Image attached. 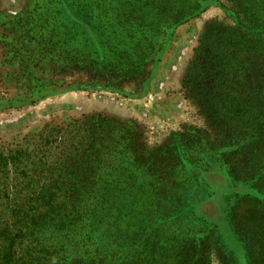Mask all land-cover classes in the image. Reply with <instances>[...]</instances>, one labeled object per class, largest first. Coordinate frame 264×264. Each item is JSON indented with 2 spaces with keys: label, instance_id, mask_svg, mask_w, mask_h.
Instances as JSON below:
<instances>
[{
  "label": "trees",
  "instance_id": "trees-1",
  "mask_svg": "<svg viewBox=\"0 0 264 264\" xmlns=\"http://www.w3.org/2000/svg\"><path fill=\"white\" fill-rule=\"evenodd\" d=\"M64 1L56 11V37L68 53L127 77L165 50L177 26L221 5L218 0ZM230 1L236 28L207 33L205 50H200L203 62L194 72L206 110L238 139L228 136L231 145L221 152L250 145L249 156L264 164L257 156L264 150V128L256 105L257 96L264 95V64L255 71L248 67L252 57L264 54V0ZM8 153H0V264H184L189 254L195 256V248L177 247L181 234L175 232L205 218L191 202L181 207L178 194L164 188L156 195L153 180L141 177L131 156L116 155L109 168L93 170L91 179L53 183L41 182L45 161L34 160L35 153L32 159L18 149ZM82 161L68 165L83 170ZM262 171L255 169V177ZM191 186L186 195L193 192ZM130 228L151 233L123 249L118 231ZM234 236L246 251V241ZM161 242L154 252L152 245Z\"/></svg>",
  "mask_w": 264,
  "mask_h": 264
},
{
  "label": "rangeland",
  "instance_id": "rangeland-1",
  "mask_svg": "<svg viewBox=\"0 0 264 264\" xmlns=\"http://www.w3.org/2000/svg\"><path fill=\"white\" fill-rule=\"evenodd\" d=\"M218 2L222 6H209L174 29L154 73L157 55L152 56L136 76L127 77L117 75L99 63L93 68L60 61V51L51 46L54 38L47 31L49 25L39 29L34 24L42 5L53 12L59 9L54 0H0V98H5L7 104L17 105L0 110V145L8 150L18 144L25 149L31 148L39 133L47 127L59 131L73 119H84L85 115L112 116L121 123L116 132L121 142L119 150L134 151L139 165L148 167L151 163L156 195L164 188L172 192L175 182L182 178L171 168L175 164L172 141L178 137L186 141L183 152L188 159L196 161L198 155L192 154L196 148L214 151L227 140L215 122L213 132L199 127L203 124V117L199 114L200 104H203L202 88L198 86V73L194 72L200 63L196 59L202 49L199 46L207 33L217 28H236L231 13L232 2ZM17 19L34 25V36L31 37L39 54H33L29 65L24 59L30 54L25 53L17 40L22 30L7 32L3 29L8 26V21ZM263 64L264 54L259 59L252 57L248 67L255 71ZM187 77L189 84L186 87L191 97L184 93L183 82ZM89 82H102L117 91L74 90L76 85ZM261 95L257 96L256 105L262 120L259 123L264 128V95ZM229 137L233 139V136ZM126 138H131V146L125 142ZM263 145L264 133L260 136L261 149ZM249 146L217 153L218 166L206 176L209 186L204 194L207 193V197L198 207V213L205 221L175 232L181 234L176 244L178 248H195V256L189 254V259H183L184 264L194 259L198 264H264V164L249 156L252 152ZM257 156L264 163V150ZM255 169L263 170L259 178L255 177ZM167 197V201H171L172 197ZM146 230H119V247L124 249L145 233H151L150 229ZM234 234L246 241V251L239 246ZM153 241H156L155 237ZM162 244L154 243L151 247L156 252Z\"/></svg>",
  "mask_w": 264,
  "mask_h": 264
},
{
  "label": "flooded vegetation",
  "instance_id": "flooded-vegetation-1",
  "mask_svg": "<svg viewBox=\"0 0 264 264\" xmlns=\"http://www.w3.org/2000/svg\"><path fill=\"white\" fill-rule=\"evenodd\" d=\"M54 1L56 3V6L58 5L59 7L66 4L64 0ZM41 7H43L44 9L45 5H42ZM43 9L39 13L38 18L34 20V24L37 25L39 29H41L46 24L49 25L50 29L47 27V31L54 38V42L51 44V46H53L56 50L60 51V61L64 64H72L77 67L92 66L94 68V65L90 64L88 59L82 60V58H79L77 55L68 53L69 49L67 48V46L61 43L60 40H58V38L56 37L58 23L56 19V10L53 12L48 8L44 10ZM33 26V24H29L26 22L22 23L20 19H17L8 21V26L3 27V29H7V32H17V30H22L17 40H19V44L21 48L25 50V53L30 54L31 58L28 56L26 57V59H24L27 65L32 62L33 54L36 52L35 45L33 44L34 38L31 37L34 36V34L32 33ZM23 30L26 31V34ZM39 34L41 35L42 32ZM56 43H58L59 45ZM202 45L203 44H201L199 48H202L200 50L204 51L205 48ZM164 51L161 54L157 55V57L155 58L156 60L153 73L157 69V66L161 61ZM64 53H66V55ZM199 53L200 55L196 59L201 63L203 62L202 53ZM36 54L38 55L39 52H36ZM187 80L188 77L186 78V81L183 82L185 85L184 93L186 96L189 97L190 93L187 91L186 87L189 84ZM145 84H147V81L145 82ZM79 89H95L105 90L109 92L117 91L116 88L109 85H104L102 84V82H89L87 84L76 85L74 87V90ZM38 97H40V95ZM32 100L34 101V99ZM5 101V98H0V110H2L6 106L15 105L7 104V102ZM202 101L203 104H200L199 114L203 117V124L199 127L201 129H204V131L212 130L213 132L215 131L213 122H215L216 124H218L221 131L224 133L223 135L225 136V138H227L225 143L214 151L211 149L207 151L204 148H196L195 152L192 151V154H196L198 155V157L196 158V161H191L185 156L183 152L184 143H186V141L184 142V140H181L179 137L176 138L174 142L172 141V144L174 145L175 164L171 165V168L173 167V171L178 172L182 176L180 180L175 182V185L173 187L174 194L179 195L177 201L179 203L181 202V207L186 208L187 202H191L196 208V210H198L200 204L204 202L207 197V193L204 194L206 192V189L208 190L209 186L208 181L206 180V176H208V174L212 172L214 167L218 166L216 161H219L218 154L223 153L221 152L222 148L231 145L228 141V136H230L231 132L224 126L222 122H220V119L216 120L212 118V116L209 114V112L206 110V107L204 106V100ZM16 106L17 105H15V107ZM84 117V119H73L71 122L67 123L63 129H59V131H55V129H53L52 127H47L39 133L36 140L34 141V145H32L31 148L25 149L24 147L20 146V144H18L17 146L15 145L13 150H21L22 154H24V152L30 153L31 159L33 158L32 154L35 153L36 157H34V160H38L39 158H41L43 161H45V167H43V170L40 173V175H43V177L41 178V182H48V180H53V183H58L61 180L62 182H72V180H76L81 176H84L87 179H91L93 177L94 171L98 169V167L99 172L101 171V167L109 168L116 155H118L117 159H119L122 157L124 158L125 154L126 156H131V159L134 160L132 162L134 163L133 168L140 173L141 177L150 178V180H153L154 182V176L152 175L153 170H150L152 167L151 163H149L148 167L145 164L139 165L136 161V155L133 154L134 151L132 152L130 149H125L126 151L122 152L121 150H119L121 142L119 137L116 136V132L119 131L121 123H118L115 117L103 115L100 113H95L93 115H85ZM125 142H128L127 145L131 146V138H126ZM233 148L234 147H232V149ZM8 151L9 150L7 149V147L0 145V153H3V155H7L9 154ZM198 151L199 154H197ZM81 158H83V170H77L75 169V167L68 165L70 163H73L75 160L80 161ZM204 169L207 170L202 172ZM74 171L76 173L72 174V172ZM12 176L13 175H11V177ZM255 180L256 179L254 178L253 181ZM187 185H195L191 186L195 188L190 190L193 191L191 194L188 193L186 195L185 188ZM227 212H229V210H227ZM239 246L243 247V250L245 251L244 243H240ZM188 263L198 264V260L194 259L191 260V262L188 261Z\"/></svg>",
  "mask_w": 264,
  "mask_h": 264
}]
</instances>
